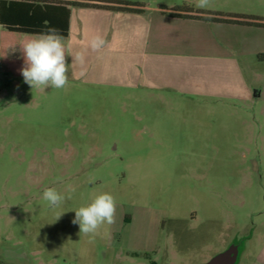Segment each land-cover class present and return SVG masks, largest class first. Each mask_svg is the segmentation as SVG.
<instances>
[{"label":"rangeland","instance_id":"1","mask_svg":"<svg viewBox=\"0 0 264 264\" xmlns=\"http://www.w3.org/2000/svg\"><path fill=\"white\" fill-rule=\"evenodd\" d=\"M213 1L264 17V0ZM68 77L32 89L0 57V264H204L232 245L240 264L263 244L262 107ZM49 187L76 191L53 208ZM101 193L115 223L79 234L73 210Z\"/></svg>","mask_w":264,"mask_h":264},{"label":"crops","instance_id":"2","mask_svg":"<svg viewBox=\"0 0 264 264\" xmlns=\"http://www.w3.org/2000/svg\"><path fill=\"white\" fill-rule=\"evenodd\" d=\"M122 1L143 4L144 12L71 8L64 38L70 77L87 85L178 94L230 107L260 106L264 115V61L258 59L264 54V27L173 17L161 6L264 17L218 9L213 0L206 7H198V0ZM0 28L2 66L21 75L20 47L37 36ZM97 35L105 44L94 51L90 41ZM77 53H83V63L75 60ZM253 122L263 126L264 118ZM240 264H264V242L247 250Z\"/></svg>","mask_w":264,"mask_h":264},{"label":"clouds","instance_id":"3","mask_svg":"<svg viewBox=\"0 0 264 264\" xmlns=\"http://www.w3.org/2000/svg\"><path fill=\"white\" fill-rule=\"evenodd\" d=\"M208 3L209 0H198L197 6L206 7ZM104 44L105 41L98 35L92 37L90 41V47L94 51L100 49ZM20 51L24 60L20 72L24 82L32 89L42 91L48 87L60 89L68 84L67 57L69 54L66 52L64 37L55 27H49L46 33L23 43ZM75 60L83 63V53H77ZM75 191V188L70 187L68 195L65 196L55 188L49 187L43 191V199L48 202L50 207L56 208L62 206L66 199H71ZM116 207V200L112 194L101 193L87 206L73 210L75 217L72 223L79 225V234L94 237L102 225L115 223ZM64 213H59L56 220Z\"/></svg>","mask_w":264,"mask_h":264},{"label":"trees","instance_id":"4","mask_svg":"<svg viewBox=\"0 0 264 264\" xmlns=\"http://www.w3.org/2000/svg\"><path fill=\"white\" fill-rule=\"evenodd\" d=\"M72 7L95 8L118 12L143 13L144 5L122 0H0V24L13 33L39 36L55 27L64 38L68 36ZM164 14L217 23L264 27V18L243 14L210 13L182 5ZM47 22V23H46ZM264 61V54L258 55Z\"/></svg>","mask_w":264,"mask_h":264},{"label":"water","instance_id":"5","mask_svg":"<svg viewBox=\"0 0 264 264\" xmlns=\"http://www.w3.org/2000/svg\"><path fill=\"white\" fill-rule=\"evenodd\" d=\"M240 255V248L238 245H232L229 249L221 252L211 258L204 264H236Z\"/></svg>","mask_w":264,"mask_h":264}]
</instances>
